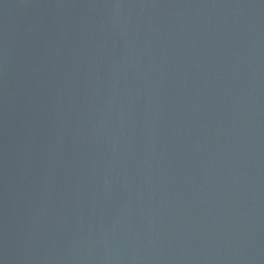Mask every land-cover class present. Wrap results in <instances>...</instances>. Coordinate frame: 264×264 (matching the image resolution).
<instances>
[{
    "label": "water",
    "instance_id": "95a60500",
    "mask_svg": "<svg viewBox=\"0 0 264 264\" xmlns=\"http://www.w3.org/2000/svg\"><path fill=\"white\" fill-rule=\"evenodd\" d=\"M0 264H264V0H0Z\"/></svg>",
    "mask_w": 264,
    "mask_h": 264
}]
</instances>
